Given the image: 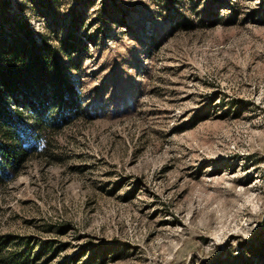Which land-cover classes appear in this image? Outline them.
Returning a JSON list of instances; mask_svg holds the SVG:
<instances>
[{"label":"rangeland","instance_id":"374dc122","mask_svg":"<svg viewBox=\"0 0 264 264\" xmlns=\"http://www.w3.org/2000/svg\"><path fill=\"white\" fill-rule=\"evenodd\" d=\"M27 35L80 100L0 185V264H264V0H0Z\"/></svg>","mask_w":264,"mask_h":264},{"label":"trees","instance_id":"16d2710c","mask_svg":"<svg viewBox=\"0 0 264 264\" xmlns=\"http://www.w3.org/2000/svg\"><path fill=\"white\" fill-rule=\"evenodd\" d=\"M0 55L7 65L0 66L1 185L39 149L43 130L71 119L68 110L78 108L80 99L72 82L62 74L46 40L38 43L31 35L17 36L10 42L3 41ZM20 90L22 99L17 96ZM9 100L12 107L7 106ZM20 103L27 108L26 112Z\"/></svg>","mask_w":264,"mask_h":264}]
</instances>
